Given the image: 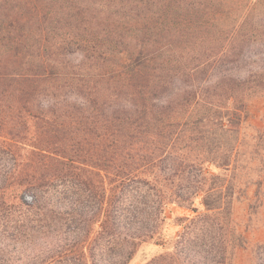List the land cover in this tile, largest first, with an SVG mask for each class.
Segmentation results:
<instances>
[{
  "label": "trees",
  "instance_id": "16d2710c",
  "mask_svg": "<svg viewBox=\"0 0 264 264\" xmlns=\"http://www.w3.org/2000/svg\"><path fill=\"white\" fill-rule=\"evenodd\" d=\"M5 15H49V26L9 31L20 21ZM80 15H113L103 27L115 31L81 33L101 23ZM206 39L217 48L202 49ZM74 44L75 68L90 71L70 78L61 56ZM257 94L264 0H0V154L19 156L0 177V241L47 227L56 244L29 264H127L175 203L195 215L176 217L173 250L145 264H217L215 235L206 251L191 232L229 218L225 173L245 140L264 156L260 127L245 133Z\"/></svg>",
  "mask_w": 264,
  "mask_h": 264
},
{
  "label": "rangeland",
  "instance_id": "374dc122",
  "mask_svg": "<svg viewBox=\"0 0 264 264\" xmlns=\"http://www.w3.org/2000/svg\"><path fill=\"white\" fill-rule=\"evenodd\" d=\"M106 7L107 6H105L106 10L103 9V11H106L105 13H112L117 9V7L113 6L108 9ZM97 8H100V5H97ZM216 15H218V13H216ZM225 15H231L233 17L234 13H225ZM30 16L31 15H26L25 18L18 19L19 15H5V22L12 18L20 21L19 24L15 26L17 29H12V27H10V29L7 30L19 32L25 28V31L38 33L43 27L49 26L43 21V19L45 20L49 15H41L42 21L40 20V23L36 22L37 19L30 18ZM120 16L122 17L120 23H122L125 17L129 15ZM188 16L195 17L194 13H191V11H188ZM78 17V19H86V22L88 18L92 19L95 17L96 19H93V23H101L99 27H82L80 29L81 33L103 32L106 30L115 31V25H111L107 27V29L103 27V24L107 22L105 18L113 19V15H80ZM63 29L64 28H57L56 31L63 32ZM76 29L79 28H71V30ZM122 33L127 34V31L123 30ZM218 33L219 31L216 30L215 35ZM118 46L119 45H117V47ZM69 47L68 53L61 56V61L67 62L68 64L67 71L70 72L69 77H73L74 72L85 74L90 71V69H87L85 66H81L80 69L75 68L76 65L81 62V51L76 44ZM206 47L213 49L215 47L217 48V45L215 42L206 39L202 49ZM73 98V94L68 96L70 100H73ZM44 103L45 102L42 101V104ZM249 108L250 118L249 125L245 129L246 135L248 133H253L255 127H260L264 132V95L257 94V96L252 97ZM33 111L37 112L38 110L34 107ZM245 142L247 143L242 147L235 167L233 161L231 167L225 173L232 192V205L229 218L222 219L221 228L216 226L217 229H213V227L206 224L203 227L196 226L193 233L191 232L192 235L197 233L198 237L202 236V239L198 240V242H202V248L206 251L209 250V241L212 235H215L216 239L214 240V244L217 245L218 241L222 249L221 253L216 256L215 261L218 262L217 264H264V156L259 158L255 153V149L252 146L253 141L247 139ZM257 153L260 155L264 154V147L259 146L257 148ZM18 159V155L14 158L3 153L0 154V177L8 176L9 166ZM207 170L211 173L221 171L210 165L207 167ZM260 176L262 177V183L259 186L257 182ZM23 198L31 202L34 200V195L31 192H25L23 193ZM199 202L200 196H197L194 199L193 205L201 212L203 206ZM194 215L195 213L192 210L183 206H178L175 203L165 205L163 210L164 220L160 225L157 238L155 237L152 240L140 243L127 264H145L160 253L172 251L175 239L179 237L183 230V224L185 223L182 220H177L176 217L184 216L190 218ZM46 228L21 227L16 230L10 228V231L14 230V238L2 237L8 239L0 241V264H29V260L33 255L55 246V238L53 235L48 234ZM239 235L241 236L240 238ZM201 255H205L207 260L211 262V254L204 253ZM212 264H214V262Z\"/></svg>",
  "mask_w": 264,
  "mask_h": 264
}]
</instances>
